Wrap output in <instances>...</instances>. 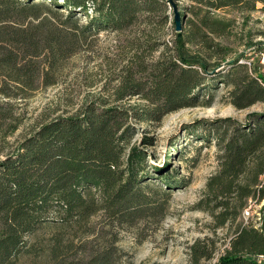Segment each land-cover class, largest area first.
<instances>
[{
  "label": "trees",
  "instance_id": "trees-1",
  "mask_svg": "<svg viewBox=\"0 0 264 264\" xmlns=\"http://www.w3.org/2000/svg\"><path fill=\"white\" fill-rule=\"evenodd\" d=\"M185 1L196 4L191 12L198 21L191 20L189 34L177 36L167 58L140 71L144 80L128 76L118 100L90 103L75 114L47 119L6 153L5 137L19 125L7 112L11 103L5 99H30L42 77L59 70L81 44L103 30L159 24L155 16L169 6L175 19L182 13L176 0H0V264H22L24 259L32 264H115L111 247L87 255V247L77 249L70 230L87 232L100 212L125 217L165 210L169 189L181 185L166 175L160 177L165 190L144 185L140 174L145 152L130 148L133 121H159L194 107L203 89L212 101L218 79L236 109L264 103V77L240 63L244 53L231 57L224 43L232 36L234 21L217 15L229 9L254 12L264 0ZM79 13L89 20L83 23ZM248 35L245 46L261 45ZM213 59L217 61L211 63ZM128 92L140 95L151 109L118 105ZM215 136L219 172L209 179L207 204L200 209L213 216L221 210L217 218L225 225L250 201H264V112L250 114L244 125L218 127ZM192 251L196 264L213 254L198 246ZM81 252L85 256L78 257ZM260 257L264 224L251 222L238 228L217 264H264Z\"/></svg>",
  "mask_w": 264,
  "mask_h": 264
},
{
  "label": "rangeland",
  "instance_id": "rangeland-1",
  "mask_svg": "<svg viewBox=\"0 0 264 264\" xmlns=\"http://www.w3.org/2000/svg\"><path fill=\"white\" fill-rule=\"evenodd\" d=\"M46 1L49 3L50 0ZM176 3L177 10L182 13L180 32L172 6L155 16L160 19L159 24L141 23L122 32L103 30L81 44L61 63L59 70L42 77L37 92L30 99H5L11 103L6 110L19 129L7 134L2 144L4 151H12L47 119L75 114L90 103L118 100L123 95L128 76L136 82L144 80L146 75L140 71L167 58L170 55L168 48L175 45L177 36L189 34L191 20L198 21L191 12L196 6L194 2L176 0ZM63 13L66 15L67 12ZM217 15L234 21L232 36L224 43L230 46L231 57L244 53L241 60L252 61L253 69L264 77V6L259 4L257 10L250 13L229 9L217 12ZM166 16L168 23H165ZM77 17L83 23L89 20L87 15L80 13ZM249 33L254 43L261 45L251 49L245 46ZM216 59L210 62L215 63ZM218 80L213 89L216 98L212 101L208 98L209 91L203 89L194 107L172 112L159 121H133L135 133L130 148L145 152L140 174L141 180H145L144 185L151 189H167V184L160 179L163 175L181 181V185L169 189L171 198L167 208L125 217L100 212L92 218L87 232L79 228L70 230L76 237L78 250L87 247L89 255L111 247L115 264H196L192 247L198 246L213 252L210 260L201 259L199 264H217L240 226L251 222L257 227L264 224V201L261 204L249 202L248 220L245 210H238L237 219L225 225L217 218L221 210L213 216L200 209L207 204L209 179L219 172L220 152L215 131L231 122L244 125L250 114L264 112V103L244 110L236 109L227 98L226 87ZM127 95L117 104L151 109L140 95L133 96L135 93L131 92ZM84 253L78 257L85 256ZM22 264H32V260L24 259Z\"/></svg>",
  "mask_w": 264,
  "mask_h": 264
},
{
  "label": "built area",
  "instance_id": "built-area-1",
  "mask_svg": "<svg viewBox=\"0 0 264 264\" xmlns=\"http://www.w3.org/2000/svg\"><path fill=\"white\" fill-rule=\"evenodd\" d=\"M240 63L246 65V66L250 69V71L254 70V69H253L252 61H244V60H240ZM250 202H252V201H250ZM250 209H251V203H250V206H249L248 208H246V209H245V212H244V215H245V217H246L247 220L249 219V218H247V217L250 216V212H249ZM259 259H260L261 261H263V260H264V257H260Z\"/></svg>",
  "mask_w": 264,
  "mask_h": 264
},
{
  "label": "water",
  "instance_id": "water-1",
  "mask_svg": "<svg viewBox=\"0 0 264 264\" xmlns=\"http://www.w3.org/2000/svg\"><path fill=\"white\" fill-rule=\"evenodd\" d=\"M179 18H180L179 16H177V18H176V27H177L178 32H180L182 30V26H181Z\"/></svg>",
  "mask_w": 264,
  "mask_h": 264
}]
</instances>
